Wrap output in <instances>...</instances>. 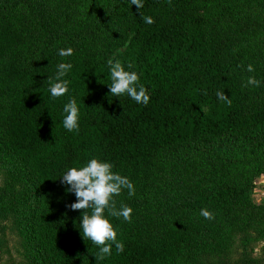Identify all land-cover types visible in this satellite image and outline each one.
<instances>
[{
  "label": "trees",
  "instance_id": "obj_1",
  "mask_svg": "<svg viewBox=\"0 0 264 264\" xmlns=\"http://www.w3.org/2000/svg\"><path fill=\"white\" fill-rule=\"evenodd\" d=\"M143 4L0 0V217L28 243L29 264H215L210 256L236 233H264V199L251 198L264 165L233 163L264 151V0ZM69 47L71 56H59ZM109 59L140 75L147 105L110 94ZM59 63L73 67L69 93L54 99ZM249 76L261 85L245 87ZM72 98L79 130L69 132L63 107ZM92 158L135 187L115 197L118 209H133L131 223L105 212L125 248L104 260L82 237V210L66 207L76 197L60 181Z\"/></svg>",
  "mask_w": 264,
  "mask_h": 264
},
{
  "label": "clouds",
  "instance_id": "obj_2",
  "mask_svg": "<svg viewBox=\"0 0 264 264\" xmlns=\"http://www.w3.org/2000/svg\"><path fill=\"white\" fill-rule=\"evenodd\" d=\"M131 5H135L138 10L144 7L143 0H129ZM170 2V0H169ZM141 18L146 24H153L155 21L150 16ZM73 49L62 48L58 54L61 57H69L73 54ZM110 71L111 84L109 85L110 94L115 97L127 95L137 104L147 105L150 101L148 90L140 83V75L136 71L126 70L125 65L119 60L109 59L107 61ZM71 63H59L57 72L52 82L50 80L49 91L52 98L62 97L69 93L70 81L64 77L71 71ZM128 69L133 68L129 63ZM246 71L251 73L255 69L252 64H248ZM259 87L261 81L255 76H249L245 87ZM218 100L231 105V99L225 95L224 91H217ZM66 114L63 119V126L69 132L79 130L80 109L75 98L70 99L63 107ZM114 165L110 162L102 161L99 158L90 159L84 166L69 168L60 178L66 188L67 193H74L76 202L67 205L71 210H82L81 229L82 237L91 240L99 247L96 260H104L112 255V248L115 246L117 253L124 251L125 245L117 239V231L111 221L105 215L123 218L124 221L132 222L133 209L125 204H121L119 209L116 205L115 197L119 196L125 189L129 196L135 195V187L131 180L113 171ZM91 209V213L87 211ZM201 216L207 220H214V213L207 209H201Z\"/></svg>",
  "mask_w": 264,
  "mask_h": 264
},
{
  "label": "rangeland",
  "instance_id": "obj_3",
  "mask_svg": "<svg viewBox=\"0 0 264 264\" xmlns=\"http://www.w3.org/2000/svg\"><path fill=\"white\" fill-rule=\"evenodd\" d=\"M237 166L248 170H255L264 165V151L255 154L243 155L238 153L233 156ZM255 186L251 191V198L256 203L264 199V172H260L252 178ZM3 181L2 168L0 166V184ZM28 243L18 233L11 217H0V264H29L25 255ZM215 264H249L254 259L256 264H264V233L255 228L248 232L236 233L226 250L214 252L210 256Z\"/></svg>",
  "mask_w": 264,
  "mask_h": 264
}]
</instances>
